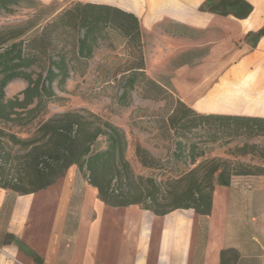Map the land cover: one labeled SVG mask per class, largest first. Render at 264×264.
<instances>
[{"label":"crops","instance_id":"1","mask_svg":"<svg viewBox=\"0 0 264 264\" xmlns=\"http://www.w3.org/2000/svg\"><path fill=\"white\" fill-rule=\"evenodd\" d=\"M89 1L134 13L142 39L153 30L177 44L186 40L173 31L202 35L199 44L208 47L202 66L189 75L191 82L176 79L187 106L200 113L264 116V35L256 41L252 35L264 26V0H246L252 10L244 18L199 10L205 0ZM225 81L254 82L252 104L206 107ZM227 146L216 145L210 156L264 167L249 156L225 153ZM230 176L228 185L215 184L209 215L192 208L156 215L137 204L106 205L75 164L36 192L0 187V264H220L227 248L238 252L235 264H264V174Z\"/></svg>","mask_w":264,"mask_h":264},{"label":"trees","instance_id":"2","mask_svg":"<svg viewBox=\"0 0 264 264\" xmlns=\"http://www.w3.org/2000/svg\"><path fill=\"white\" fill-rule=\"evenodd\" d=\"M20 3L21 0H0V12L12 13ZM199 10L244 18L251 12L252 5L246 0H205ZM59 28L75 31L71 39L76 47L75 54L70 57L72 61L91 57L95 48L112 33L121 37L123 44L131 45V63L112 76L116 80L121 74L118 79L121 91L116 98L119 106H128L132 91L141 86L143 98L171 103L162 120L165 128L162 130L173 140L174 152L168 164L174 175L159 181L152 176L146 177L145 188L138 191L139 197H135L132 190L123 191L120 186L132 178L125 158L126 139L124 133L108 121L97 125L91 132L86 131L77 119L67 120L62 125L52 124V119L38 122L37 132L42 139L47 137V154L40 147L33 146L24 158L12 157L9 142L23 141L29 145L34 141H24L11 128L22 129L31 124L44 111L48 100L59 98L53 84L64 91L65 82L76 70L68 64L69 58L61 49L49 51L42 44ZM252 35L254 41L263 36L264 26ZM16 39L0 50V187L21 194L36 192L53 184L70 165L75 164L106 205L137 204L156 215L178 208H192L199 215H209L215 184L228 185L231 174H264V167L240 163L237 169L227 159L210 156L216 145L227 146L236 142L227 146L224 152L264 162V141H254L264 138V116L200 113L182 102L171 88L147 77L139 20L134 13L113 4L71 0L45 22L37 36L26 41ZM41 55L46 58V66L38 63ZM54 55L57 59H53ZM14 79H22L26 85L13 96L6 97L5 87ZM99 135L106 137L107 145L104 149L94 150L91 146ZM134 155L145 168H163L159 159L138 142ZM29 158L32 167L29 176L35 182L32 187L21 185L22 179L17 177ZM167 199H171L169 205L160 203V200ZM237 258L238 252L233 248L220 252V264H235Z\"/></svg>","mask_w":264,"mask_h":264},{"label":"rangeland","instance_id":"3","mask_svg":"<svg viewBox=\"0 0 264 264\" xmlns=\"http://www.w3.org/2000/svg\"><path fill=\"white\" fill-rule=\"evenodd\" d=\"M69 1L71 0H21L20 5L15 6L12 13L1 11L0 50L12 42L15 37L26 41L37 36L45 22ZM127 8L130 9V7ZM74 34L75 31L72 29L59 28L56 33L52 32L42 41L49 51L61 49L67 59L69 58L68 64L75 67L76 70L71 72V77L65 82L64 91L58 89L55 83L53 84L54 92L59 98L48 100L44 111L31 124L22 129L11 128V131L24 141L33 139L34 142L29 145H25L23 141L9 142L7 145L13 158H24L33 146L40 147V150L47 154L45 151L49 146L47 137L42 139L40 133L37 132L38 122L52 119V124L62 125L67 120L77 119L84 125L86 131L91 132L97 125L108 121L118 127L126 139L125 158L129 164L132 178L125 180L120 186L123 191L132 190L135 197H139L138 191L145 188L144 179L146 177L152 176L156 181H159L174 175L169 170L171 165L168 164V159L174 152L173 140L162 130L165 129L162 120L166 116L168 108L171 107V103L143 98L141 86L132 91V100L128 106H119L116 98L121 91V83L118 82L121 74L117 75L116 80H113L112 76L131 63L133 59L131 45L123 44L121 37L112 33L110 38L102 40L91 57L72 61L70 57L76 51L75 45L71 42ZM173 34L183 37L186 42L177 44L168 41L162 32L153 30L144 35L142 51L146 76L168 86L180 97L181 85L177 84L176 79L180 77L181 80L191 82L192 79H189L191 78L189 75L202 66L201 58L207 54L208 47L199 44L202 43L203 38L200 34L182 31H173ZM233 42L238 47L237 40H233ZM219 54H213V56L220 58ZM39 58L38 63L41 66H46V58L43 55ZM53 59H57V57L54 55ZM185 62L189 63L183 66ZM33 68L39 70L35 66ZM25 85L26 82L22 79L12 80L5 87L6 97L13 96ZM66 113L69 114L67 118H59ZM74 129L77 130L75 127ZM258 141L262 142L264 138H259ZM136 142L157 157L159 164H163V168L151 170L143 167L134 155ZM106 145V137L99 135L91 148L99 150L104 149ZM199 160L197 159V161ZM29 163L30 158L24 168L19 170L17 177L22 179L21 185L32 187L35 182L29 176L32 168ZM230 163H234V167L238 169L239 164L243 162L230 160ZM161 201L160 203L165 206L171 203V199Z\"/></svg>","mask_w":264,"mask_h":264},{"label":"bare ground","instance_id":"4","mask_svg":"<svg viewBox=\"0 0 264 264\" xmlns=\"http://www.w3.org/2000/svg\"><path fill=\"white\" fill-rule=\"evenodd\" d=\"M255 87L254 82L249 85L234 84L230 81L222 82L206 100L205 105L206 107L240 109L245 102L249 105L252 104L254 100L251 95H253L252 91Z\"/></svg>","mask_w":264,"mask_h":264}]
</instances>
